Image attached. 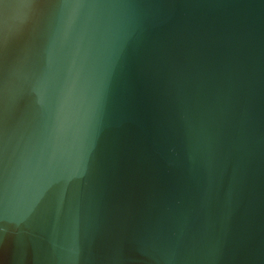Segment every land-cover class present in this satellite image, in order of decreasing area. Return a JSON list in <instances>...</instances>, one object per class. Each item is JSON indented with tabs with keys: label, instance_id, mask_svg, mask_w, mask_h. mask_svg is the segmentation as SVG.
Segmentation results:
<instances>
[{
	"label": "water",
	"instance_id": "95a60500",
	"mask_svg": "<svg viewBox=\"0 0 264 264\" xmlns=\"http://www.w3.org/2000/svg\"><path fill=\"white\" fill-rule=\"evenodd\" d=\"M0 264H264V0H0Z\"/></svg>",
	"mask_w": 264,
	"mask_h": 264
}]
</instances>
